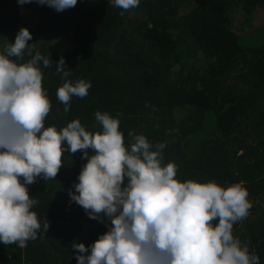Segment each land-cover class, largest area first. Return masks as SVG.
<instances>
[{
  "label": "trees",
  "instance_id": "1",
  "mask_svg": "<svg viewBox=\"0 0 264 264\" xmlns=\"http://www.w3.org/2000/svg\"><path fill=\"white\" fill-rule=\"evenodd\" d=\"M22 28L52 61L42 69L52 105L46 127L79 119L97 132L95 113H108L126 143L129 132L165 143L164 163L178 166L181 182L243 181L252 207L233 236L264 264V0H140L127 11L111 0H78L59 13L0 0V50ZM62 57L67 79L92 85L68 112L56 96L65 82L56 73ZM62 162L55 180L27 186L48 230L25 248L0 244V264H77L72 243L89 247L107 232L106 218L89 219L70 202L87 163L82 152H66Z\"/></svg>",
  "mask_w": 264,
  "mask_h": 264
},
{
  "label": "clouds",
  "instance_id": "2",
  "mask_svg": "<svg viewBox=\"0 0 264 264\" xmlns=\"http://www.w3.org/2000/svg\"><path fill=\"white\" fill-rule=\"evenodd\" d=\"M56 12L78 0H17ZM125 11L140 0H111ZM30 31L22 28L15 42L0 50V244L25 248L47 231L33 211L37 200L29 185L55 180L62 157L82 152V168L70 202L89 219L110 225L89 247L73 242L77 264H260L247 243L234 238L233 226L252 207L244 182L221 186L177 179L178 166L164 163L165 143L152 144L129 132L126 143L120 120L95 113L100 131L86 130L79 119L57 129L45 126L52 108L42 85V69L51 68L49 54L35 50ZM27 57V59H25ZM62 57L56 73L65 78L57 99L70 110L73 97L84 98L92 87L83 79H67ZM22 178V179H21Z\"/></svg>",
  "mask_w": 264,
  "mask_h": 264
}]
</instances>
